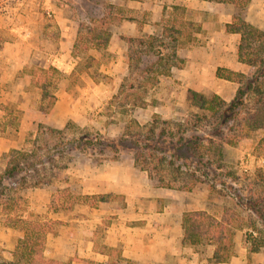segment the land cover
Segmentation results:
<instances>
[{
	"label": "rangeland",
	"instance_id": "rangeland-1",
	"mask_svg": "<svg viewBox=\"0 0 264 264\" xmlns=\"http://www.w3.org/2000/svg\"><path fill=\"white\" fill-rule=\"evenodd\" d=\"M44 2L45 0H40L39 5L33 4L40 13L34 40L42 41L44 56L48 62L53 60L54 66L62 72L57 80L54 104L46 109L48 97H42L40 88L33 84L29 69L16 72L12 82L0 84V103L4 106L3 110H0V174L5 168L1 155L10 148L33 150L36 158L45 162V165L41 164L36 168L37 171L17 172L12 178L4 177L0 187V264H23L22 260L17 261L18 258L12 256L17 238L21 237L23 232L19 224L14 225L7 219V212L11 216H28L32 220L38 219L50 225L45 234L44 254L48 236L51 237L60 225L68 223L70 219H86L88 215L82 212L78 205H82L84 210L89 207L96 210L99 217L96 226L85 232L86 237L94 240L92 247L96 252L101 253L105 245L110 246L105 243V229L117 216L111 213L113 209L125 205L122 194L111 193L105 200L109 203L100 200L85 201L82 198L72 207L68 205L71 200L63 201L62 197L59 198L58 189L62 188H68L74 196L97 194H82L78 191V180L81 177L77 174L85 170L88 173L100 164L112 161L108 157L105 158V153H99V149L94 150L92 154L74 149L67 150L69 143L66 142L78 134L79 129L88 128L93 132L115 136L124 131L130 119L136 120L140 125H147L152 122L154 113L164 119L184 121L190 117L194 119L195 115L201 112L188 98L190 89L186 90V86L174 77L177 68L186 65L188 57L184 48H179L184 38L174 40L177 34H173V29L167 22L168 17L157 30L152 45L147 42L141 44L139 38L143 36H130L131 41L126 40L125 45L117 47L121 50L120 53L106 49L85 50L84 44L79 43L78 52L74 55L72 47H66L67 36L72 32V28H79L80 23H83L81 32L85 34L90 18L97 17L98 20V16H101L98 13L100 5H97L95 0H51L52 6H45ZM128 15L129 11L113 7L107 14L106 26L109 27L113 18ZM63 24L64 31L61 27ZM62 32L65 34L62 35ZM202 40L200 37L198 42ZM32 65L28 63L27 66ZM170 65L174 66L173 72ZM166 71L169 72L168 75L164 74ZM214 80L211 85H204L205 94L214 92L213 89L220 90L221 85L226 84L222 80ZM121 83L123 86L120 91ZM137 96L144 100L143 105L133 103ZM8 125L10 127H7ZM206 126L202 125L198 128L199 131L208 129ZM48 127L63 131L51 133ZM256 136V133L250 135L243 146L251 147L256 141ZM224 144L226 143L223 142L222 145ZM249 157V154H244L243 160ZM48 159H51V163H47ZM125 159H132L134 162L131 152L121 153L113 160ZM239 161H225L226 166L220 171L233 172L234 178L238 177H232L230 180L233 186H242L258 166L264 165L254 161L252 171L243 172L238 167ZM153 166H157V170L152 171L155 179L159 174L163 176L165 182L170 184V188L176 189L182 199H189L191 193H197L202 188L208 189V207L213 214L219 215L224 206H236L233 190L225 187L221 181L204 179L197 182L192 190H181V180H174L173 175L176 173L172 172L171 167L166 163L161 165L156 160L151 164V167ZM39 179H47L48 183L35 186L34 181ZM34 204L41 208H36ZM237 209L243 212L240 207ZM104 210L106 211L103 215H100ZM53 212H62V216L67 219L56 218ZM57 220L61 223H57ZM234 238L235 253L226 264H264V247L252 252L245 242L244 230L237 231ZM196 247L205 254L211 246ZM93 256H79L75 253L68 258L73 259L72 264H98L108 259L107 255L104 259L95 257L96 254ZM44 257L52 258L46 254ZM57 260L66 261L67 258Z\"/></svg>",
	"mask_w": 264,
	"mask_h": 264
},
{
	"label": "trees",
	"instance_id": "trees-1",
	"mask_svg": "<svg viewBox=\"0 0 264 264\" xmlns=\"http://www.w3.org/2000/svg\"><path fill=\"white\" fill-rule=\"evenodd\" d=\"M233 4L237 8L232 20L225 24L227 32L238 33L240 39L237 45V57L242 63L249 66V72L235 71L226 67L218 66L216 76L237 83L233 97L226 101L219 94L212 92L209 95L188 90V98L201 112L184 121H173L161 118L153 114L152 122L140 125L136 120L130 119L124 131L115 136L93 132L88 128H81L78 134L68 139L67 150L89 152L99 149V153H105L109 159H117L121 153L131 152L134 164L140 170L147 173L148 178L156 186L171 187L165 182L160 174L155 177L152 171L157 166L151 167L156 160L158 163L167 164L171 167L174 180L180 179L181 190H192L197 182L210 179L213 182L221 181L225 187L233 190L236 206H224L219 215L206 210H189L183 212L182 243L189 246H212L210 261L219 263L227 262L235 253L234 236L238 230L245 229V242L252 252L264 247V167H258L242 186H233V172H220L225 168L222 143L239 146L255 130L264 127V30L248 22L243 12L251 0H215ZM100 5L101 16L91 17L86 24V32L82 34L83 23L79 24L73 54L78 52V44L83 43L85 50L89 48H106L111 32L107 24V14L114 7L109 0H95ZM179 6H173L174 14L170 19L173 29L174 40L183 35L181 44L193 41L188 30V23L177 26ZM106 10V12H105ZM141 44L152 45L155 35H144ZM128 42L132 38L127 39ZM171 66V65H170ZM32 75L33 84L40 88L42 97H48L47 107H52L56 100L55 90L61 70L53 65L46 68L32 67L28 70ZM168 75L169 72L164 73ZM123 83L120 84V91ZM51 87V89H50ZM134 104L143 105L144 100L137 96ZM2 107V104H0ZM68 123V122H67ZM206 126L202 131L198 128ZM67 126V124L65 125ZM173 126V127H172ZM49 132L60 133L63 129L54 127L47 128ZM129 142V144H127ZM254 151L264 156V137L258 139ZM111 155V156H109ZM5 168L0 174V187L4 177L12 178L15 173L37 171L36 168L45 162L36 158L33 150L25 151L18 148H10L2 153ZM47 163H51L48 159ZM52 167L53 164H51ZM223 177V178H222ZM234 179H238L234 178ZM47 184L48 180H35L34 185ZM212 189V187H210ZM59 198L69 201V207L80 202L83 198L87 200L105 201L111 193H97L88 195H73L68 188L58 189ZM2 193V192H1ZM73 196V200H72ZM0 203H2L0 201ZM4 207L3 204L1 206ZM240 207L243 212H239ZM7 219L14 225L19 224L23 234L17 238L13 257L23 264H72V258L60 261L54 258H45L43 251L45 246V234L50 225L38 219L32 220L27 217L11 216L6 213ZM57 223H61L59 220ZM101 253L108 256L107 260L98 264H139L138 262L125 258L118 246H104ZM19 262H17L18 264ZM21 263V262H20Z\"/></svg>",
	"mask_w": 264,
	"mask_h": 264
},
{
	"label": "crops",
	"instance_id": "crops-1",
	"mask_svg": "<svg viewBox=\"0 0 264 264\" xmlns=\"http://www.w3.org/2000/svg\"><path fill=\"white\" fill-rule=\"evenodd\" d=\"M39 2L40 0H0V84L12 82L14 75L20 70L54 66L53 60L48 62L44 56L42 41L34 40L40 13L33 4L39 5ZM44 3L45 6L53 5L51 0H45ZM111 3L117 9L129 11L130 15L118 16L109 22L108 29L111 35L104 49L120 53L121 50L117 47L125 45L130 36L156 35L162 22L166 21L165 18L168 17L167 22H170L176 15L173 6H179L177 26L180 22L192 24L188 25V30L195 38L179 46L180 49L184 48L188 60L184 67L177 68L178 71L174 73V77L186 86V90L194 89L204 93L206 92L204 85H211L214 79L222 80L226 84H222L220 90L213 91L229 101L235 93L237 83L218 78L215 74L216 68L221 66L249 72V66L240 62L236 53L240 35L225 30V24L230 22L238 11L233 4L215 0H114ZM243 16L248 22L264 30V0H251ZM61 27L64 31V24ZM78 29L77 26L74 30L72 28L65 41L66 47L67 45L68 48L72 47V51ZM64 34L62 32V35ZM200 37L203 40L198 42ZM182 38L183 35L180 39ZM28 63L34 65L27 66ZM73 66L74 64L72 68ZM173 68L174 66L170 68L172 72ZM3 108L4 106L0 107V110ZM253 133L257 136L251 147L243 146L245 141L239 146L224 144L222 147L224 160L231 162L239 159L240 164L244 154H249L251 156L249 159L244 158L250 168L248 172L252 171L254 161L264 163V156L254 151L258 139L264 137V127ZM77 175L81 177L79 182L77 181L79 185L77 190L82 194L117 193L124 196L125 205L114 208L111 212L117 216L105 229V243L119 246L125 258L139 264H226L210 261L212 246L203 254L197 247L182 243L183 212L189 210L210 212L208 189L202 188L197 193H191L189 199H182L176 189L154 185L147 174L134 165L132 159L108 161L88 173L85 170ZM34 206L41 208L38 204ZM78 206L88 217L77 221L70 219L68 223L60 225L56 233L48 236L44 254L67 260L75 253L92 258L93 254H96L95 257L104 259L106 257L104 254L94 251L92 247L94 240L88 239L85 234L96 226L99 214L89 207L84 210L82 205ZM45 208L47 209L46 205ZM105 211H101L100 215ZM53 214L56 218L67 219L66 216H62V212ZM241 230L245 232V229Z\"/></svg>",
	"mask_w": 264,
	"mask_h": 264
},
{
	"label": "built area",
	"instance_id": "built-area-1",
	"mask_svg": "<svg viewBox=\"0 0 264 264\" xmlns=\"http://www.w3.org/2000/svg\"><path fill=\"white\" fill-rule=\"evenodd\" d=\"M239 169L243 172H248L250 169L248 166V162L246 160H241L239 164Z\"/></svg>",
	"mask_w": 264,
	"mask_h": 264
}]
</instances>
